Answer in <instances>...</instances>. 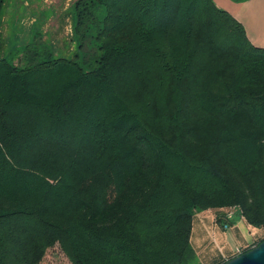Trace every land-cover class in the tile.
<instances>
[{
	"label": "trees",
	"instance_id": "obj_1",
	"mask_svg": "<svg viewBox=\"0 0 264 264\" xmlns=\"http://www.w3.org/2000/svg\"><path fill=\"white\" fill-rule=\"evenodd\" d=\"M73 9L72 58L0 57V264H197L209 210L264 233V48L213 0Z\"/></svg>",
	"mask_w": 264,
	"mask_h": 264
},
{
	"label": "rangeland",
	"instance_id": "obj_2",
	"mask_svg": "<svg viewBox=\"0 0 264 264\" xmlns=\"http://www.w3.org/2000/svg\"><path fill=\"white\" fill-rule=\"evenodd\" d=\"M74 2L75 0H6L0 28V57L15 59L16 63L17 55L36 37L37 41H43L54 57L72 58L76 51V45L71 41V27L75 18ZM194 226L192 242L197 249L196 225ZM40 264L71 263L56 245L46 251ZM197 264L208 263L198 256Z\"/></svg>",
	"mask_w": 264,
	"mask_h": 264
},
{
	"label": "crops",
	"instance_id": "obj_3",
	"mask_svg": "<svg viewBox=\"0 0 264 264\" xmlns=\"http://www.w3.org/2000/svg\"><path fill=\"white\" fill-rule=\"evenodd\" d=\"M215 4L228 11L242 23L250 43L264 48V0H213ZM227 220L233 224L224 229L216 222V211L209 210L196 214L193 218L190 242L193 247V231L196 225L197 257L208 264H218L230 257L237 256L242 249L249 247L261 239L264 233L248 227L240 217L237 209L223 211ZM258 231V232H256ZM241 248V249H240ZM199 250V253H198Z\"/></svg>",
	"mask_w": 264,
	"mask_h": 264
},
{
	"label": "water",
	"instance_id": "obj_4",
	"mask_svg": "<svg viewBox=\"0 0 264 264\" xmlns=\"http://www.w3.org/2000/svg\"><path fill=\"white\" fill-rule=\"evenodd\" d=\"M224 264H264V241L249 251L226 261Z\"/></svg>",
	"mask_w": 264,
	"mask_h": 264
}]
</instances>
